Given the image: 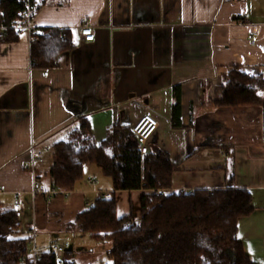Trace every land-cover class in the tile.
<instances>
[{
	"label": "crops",
	"instance_id": "obj_1",
	"mask_svg": "<svg viewBox=\"0 0 264 264\" xmlns=\"http://www.w3.org/2000/svg\"><path fill=\"white\" fill-rule=\"evenodd\" d=\"M86 22L96 32L91 43L79 36ZM34 23L41 33L70 32L73 49L39 70L26 35L0 38V211L19 200V236L35 227L43 251L73 236L64 260L100 264L110 247L98 253L100 242L66 226L100 193L115 195L119 219L139 220L150 191L115 192L101 167L89 165L74 191L53 194V148L82 117L98 145L115 123L132 129L150 114L160 123L151 152H166L175 169L169 192L248 191L253 213L237 235L253 264H264V104L214 105L235 68L249 77L264 70V0H48ZM33 148L44 159L34 173Z\"/></svg>",
	"mask_w": 264,
	"mask_h": 264
},
{
	"label": "trees",
	"instance_id": "obj_2",
	"mask_svg": "<svg viewBox=\"0 0 264 264\" xmlns=\"http://www.w3.org/2000/svg\"><path fill=\"white\" fill-rule=\"evenodd\" d=\"M47 1L32 0L34 15ZM24 10L21 0H0V26H12ZM17 39L14 32L4 38L6 42ZM72 49L70 32L43 30L39 43L31 48L32 66L53 69L58 58ZM263 93L264 81L235 68L224 78L223 97L214 105H262ZM52 160L49 174L55 189L74 191L85 168L97 165L112 180L115 192L150 191L141 197V216L132 225L127 224L132 217H117V199L112 194L109 199L99 197L66 226L69 233L109 242L111 264H253L237 235L240 220L253 213L250 193L241 189L169 192L175 171L169 155L156 150L142 157L129 126L115 123L97 145L90 119L82 117L69 139L54 146ZM19 229L17 210L0 211V264H21L28 255L29 241L19 236ZM38 264L57 263L44 254Z\"/></svg>",
	"mask_w": 264,
	"mask_h": 264
},
{
	"label": "built area",
	"instance_id": "obj_3",
	"mask_svg": "<svg viewBox=\"0 0 264 264\" xmlns=\"http://www.w3.org/2000/svg\"><path fill=\"white\" fill-rule=\"evenodd\" d=\"M25 5V10L20 14L19 19L14 22V24L10 27L0 26V38H6L10 32H14L15 35H26L28 38L29 45L32 46L39 43V36L41 35L40 30L35 26L34 23V9L32 5V0H21ZM79 36L81 41L91 43L95 41L96 32L91 24V22H86L83 24L81 29L79 30ZM255 41L253 40L252 43ZM49 71L44 72V76L48 77ZM253 77H256L262 81H264V70L256 72ZM160 123L158 119L153 115H144L142 116L133 126L132 132L136 138V143L139 148L140 155L143 157L151 152L150 149V141L155 135V133L159 130ZM44 159L40 156L36 150L31 149V159L30 163L27 166V169L32 173L35 172L36 166L39 164H43ZM91 184L94 181H89ZM39 191L35 190L34 194L36 195ZM63 192L66 195H69V192H65L61 189H56L53 194ZM2 193V191H0ZM161 194L160 191L157 192ZM102 199H109L111 197V193H100L99 194ZM98 197V198H99ZM97 198V199H98ZM96 202V201H95ZM95 202L89 203L87 205L88 209L95 205ZM14 207L16 210L20 208L19 200H16L14 203ZM137 219H130L127 221L128 225H132L135 223ZM28 236V246L29 251L28 255L22 259L21 264H26L28 260H31L33 264H38L40 258L44 254H50L55 258L57 264H64V257L68 253L71 248V243L66 239H58L54 241L48 250L43 251L38 248L37 244V230L35 227H32L29 231Z\"/></svg>",
	"mask_w": 264,
	"mask_h": 264
},
{
	"label": "rangeland",
	"instance_id": "obj_4",
	"mask_svg": "<svg viewBox=\"0 0 264 264\" xmlns=\"http://www.w3.org/2000/svg\"><path fill=\"white\" fill-rule=\"evenodd\" d=\"M68 239L70 240L71 246L73 245V248H74L75 247V237L69 236ZM100 244H101L100 248H97V250H96V251H98V253H100V251L103 249L102 248L103 246L105 248H106V246H108L111 249V244L109 242L100 243ZM73 253H75V250ZM66 256H67V254L65 255V257ZM68 258H69V255H68ZM68 260H70V258ZM101 262H103V263H101ZM107 263H108V258L106 255H104L103 259H101V261H100V264H107Z\"/></svg>",
	"mask_w": 264,
	"mask_h": 264
}]
</instances>
